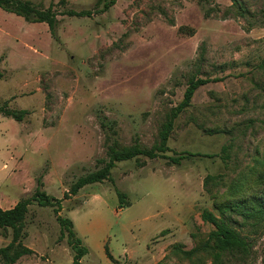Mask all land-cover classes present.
<instances>
[{"label": "rangeland", "instance_id": "obj_1", "mask_svg": "<svg viewBox=\"0 0 264 264\" xmlns=\"http://www.w3.org/2000/svg\"><path fill=\"white\" fill-rule=\"evenodd\" d=\"M95 2L67 0L92 14H58L56 38L0 8V103L27 110L21 121L0 114V207L30 196L39 175L59 200L30 202L20 240L33 252L14 264H71L57 215L87 248L81 264H210L209 249L183 252L212 229L201 212L264 206V0H116L103 12ZM196 77L211 80L174 119L164 156L118 161L64 197L110 145H157ZM229 215L252 244L248 264H264V221ZM10 239L0 229V247Z\"/></svg>", "mask_w": 264, "mask_h": 264}, {"label": "trees", "instance_id": "obj_2", "mask_svg": "<svg viewBox=\"0 0 264 264\" xmlns=\"http://www.w3.org/2000/svg\"><path fill=\"white\" fill-rule=\"evenodd\" d=\"M115 2L116 0H96L94 10L96 12L106 11L115 4ZM232 2L235 3L236 0H232ZM59 4L61 5V9L57 10L51 3L44 7L33 0H0V8L2 10L21 16L28 22H44L53 38H56V28L59 23L57 18L58 14H65L68 16H90L92 14L90 9L75 10L67 7V0H59ZM261 13V20L264 21V5ZM1 77L2 72L0 71V78ZM210 80L209 78L196 77L188 82L182 99L170 110L159 129V143L157 145L151 148L140 147L137 144L121 147L115 144L110 145L107 149V158L103 161L102 166L85 175L79 176L70 185L64 197H67L69 194H75L84 185L109 179L108 172L118 161L129 160L138 155H145L148 158L164 156V152L169 150L167 147V140L173 128L174 119L184 108L190 105L195 90ZM212 80L219 79L215 78ZM0 114L21 121L27 114V110L11 108L8 106L7 102L4 101L0 103ZM180 158H182V156L171 157L170 159L172 162L178 163ZM35 182L34 191L30 196L18 200L9 208L3 209L0 207V229L3 234L6 232L7 228L11 229L10 241L0 247V264H14L21 256L29 255L33 252L31 248L24 245L20 240L22 220L30 202L32 200L36 201L41 206L53 205L59 202L58 199L50 196L42 189L43 183L41 175L36 177ZM115 191L120 207L129 205V203L125 201V194L118 189H115ZM232 210L242 215V222H245V219H253L254 222L264 221V206L249 210L232 202L222 205L218 209L217 214L209 210H203L200 214L201 219L209 223L212 229L209 231L207 238L200 247L185 250L183 251L184 254L190 255L197 249H209L211 251L210 264H248L253 256L252 244L232 225V219L229 215V212ZM56 219L59 224L67 230V238L74 251L71 264H81L80 258L87 252V248L81 245V239L76 236L72 221L69 218L57 215ZM155 264L161 263L157 262Z\"/></svg>", "mask_w": 264, "mask_h": 264}]
</instances>
